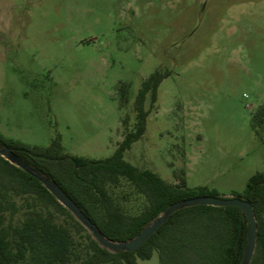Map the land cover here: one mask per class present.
Returning a JSON list of instances; mask_svg holds the SVG:
<instances>
[{"label":"rangeland","instance_id":"374dc122","mask_svg":"<svg viewBox=\"0 0 264 264\" xmlns=\"http://www.w3.org/2000/svg\"><path fill=\"white\" fill-rule=\"evenodd\" d=\"M156 70L169 74L124 158L170 182L184 169L189 187L213 196L243 195L264 174V121L253 125L264 111V0H0L7 137L48 147L58 136L70 156L109 157ZM74 235L84 253L86 233Z\"/></svg>","mask_w":264,"mask_h":264},{"label":"trees","instance_id":"16d2710c","mask_svg":"<svg viewBox=\"0 0 264 264\" xmlns=\"http://www.w3.org/2000/svg\"><path fill=\"white\" fill-rule=\"evenodd\" d=\"M168 74L156 70L142 80L135 94V122L109 157L70 156L58 136L48 147H39L0 132V145L56 181L108 238L129 240L171 204L214 195L207 186L189 187L184 169L175 172L176 182H170L124 158L144 134L159 86ZM120 96L123 102L129 101L127 84L121 85ZM263 121L261 108L253 125ZM238 197L252 203L257 218L251 264H264V174L251 176ZM134 204L139 206L137 212L131 211ZM249 226L237 206L194 205L171 214L137 250L112 252L36 177L0 155V264H140L154 252L160 264H240ZM81 232L88 239L84 253L78 251L74 235Z\"/></svg>","mask_w":264,"mask_h":264},{"label":"water","instance_id":"95a60500","mask_svg":"<svg viewBox=\"0 0 264 264\" xmlns=\"http://www.w3.org/2000/svg\"><path fill=\"white\" fill-rule=\"evenodd\" d=\"M0 155L10 163L36 177L46 189L57 199V201L67 208L71 214L92 234L101 246L106 249L116 251H135L146 243L149 238L164 224L168 217L174 212L194 205L211 206H237L241 209L244 220L249 223L247 231V241L243 248V260L240 264H251L257 243V218L251 202L242 197L222 198L213 195H202L184 200H179L171 204L161 214L153 218L138 234L126 241H115L104 235L97 225L81 210L77 203L62 189L54 180L46 177L41 171L20 158L11 148L0 145Z\"/></svg>","mask_w":264,"mask_h":264}]
</instances>
